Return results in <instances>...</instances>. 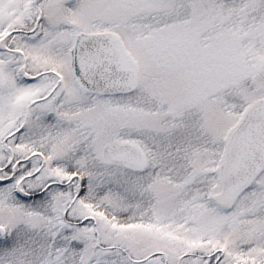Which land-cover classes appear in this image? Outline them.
<instances>
[{
  "label": "snow or ice",
  "instance_id": "6c2138e0",
  "mask_svg": "<svg viewBox=\"0 0 264 264\" xmlns=\"http://www.w3.org/2000/svg\"><path fill=\"white\" fill-rule=\"evenodd\" d=\"M0 264H264V0H0Z\"/></svg>",
  "mask_w": 264,
  "mask_h": 264
}]
</instances>
